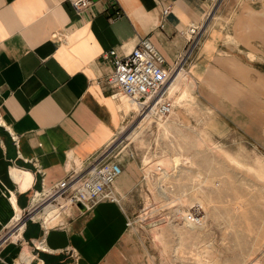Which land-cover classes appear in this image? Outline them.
Here are the masks:
<instances>
[{
	"label": "crops",
	"instance_id": "obj_1",
	"mask_svg": "<svg viewBox=\"0 0 264 264\" xmlns=\"http://www.w3.org/2000/svg\"><path fill=\"white\" fill-rule=\"evenodd\" d=\"M91 1L77 14L68 0H0V264H115L127 230L123 204L139 176L130 165L113 185L117 202L102 200L90 211L73 207L62 226L26 220L16 237L7 236L42 192L115 147L133 111L124 97H111L105 79L113 67L103 55H126L146 38L173 66L187 49V28L201 23L212 4ZM261 66L264 0H223L171 94L187 81L203 106L256 133L244 116L253 107L249 92L264 96ZM210 127L222 129L218 120ZM49 217L50 224L57 219Z\"/></svg>",
	"mask_w": 264,
	"mask_h": 264
},
{
	"label": "rangeland",
	"instance_id": "obj_2",
	"mask_svg": "<svg viewBox=\"0 0 264 264\" xmlns=\"http://www.w3.org/2000/svg\"><path fill=\"white\" fill-rule=\"evenodd\" d=\"M194 91L181 81L170 116L151 117L133 138L121 133L112 143L123 171L130 165L139 175L123 204L129 225L115 264H264V96L249 92L244 120H254L252 133L203 106ZM133 109L124 128L139 116ZM213 120L222 129L211 128ZM195 205L204 215L200 231L184 221ZM42 219L47 227L61 220Z\"/></svg>",
	"mask_w": 264,
	"mask_h": 264
},
{
	"label": "built area",
	"instance_id": "obj_3",
	"mask_svg": "<svg viewBox=\"0 0 264 264\" xmlns=\"http://www.w3.org/2000/svg\"><path fill=\"white\" fill-rule=\"evenodd\" d=\"M223 0H212L211 7L201 23L190 25L187 30V49L184 55L173 66H167L161 55L154 49L148 39H141L130 53L118 56L114 50L108 51L103 58H111L112 72L105 79V84L111 91V97L119 99L126 97L137 106V115L150 114L154 119L162 120L173 113L175 105L169 95L167 84L176 72L182 67L186 55L195 48L204 33L210 12L221 4ZM69 5L77 14L88 10L91 0H68ZM169 13L165 7L162 15ZM120 16L117 11L114 18ZM112 17V18H113ZM114 149H106L99 157L89 162L79 171H72L62 181L52 188L42 192L37 201L21 213L24 222L35 219V215L43 213V205L49 203L57 206L58 220L54 226H62L63 215H69L73 207L80 206L83 211H90L102 200L117 202V194L113 185L123 173L122 162L114 154ZM63 203H59L56 197ZM194 225L203 222L204 215L200 206L191 207L186 213ZM23 222V223H24ZM41 224H44L43 221ZM129 223L127 220L126 226ZM18 264H26L20 261Z\"/></svg>",
	"mask_w": 264,
	"mask_h": 264
},
{
	"label": "bare ground",
	"instance_id": "obj_4",
	"mask_svg": "<svg viewBox=\"0 0 264 264\" xmlns=\"http://www.w3.org/2000/svg\"><path fill=\"white\" fill-rule=\"evenodd\" d=\"M212 15H213V13L210 12L209 15H208V20L212 17ZM203 29L205 31L206 26ZM185 73L186 72L184 71V68H182V67L177 68L176 72L174 73V75L170 79L169 83L167 84L169 95L173 91L174 87L178 84V82L180 81V79L185 75ZM124 99H125V101H127L131 105V107H132L131 111H134L135 110V109H133V106L135 108H137L136 104L131 99L126 98V97H124ZM131 103H133V105ZM151 117L152 116L149 113L146 114V115H139V116H137L136 120L133 122V124L129 128H124V127L122 128L121 133H123V134H122L121 137H123V139L124 138H126V139L133 138V136L135 135V133H138L137 131H143L146 128V126L149 124V121H150ZM157 171L162 172L163 170L158 167L157 168ZM122 174H121V176H122ZM146 175H148V177H151L152 176L151 173H150V170L147 171ZM120 177H119V179H120ZM117 181H115V183ZM56 200L59 203H63L62 200L58 196L56 197ZM43 206H44L43 207V209H44L43 210V213L41 215H35V218L38 217V216H42L44 218H48L49 216L58 218L57 217V213L59 212V210H58L57 206L51 205L49 203H46ZM195 206H199V205H195ZM184 221L186 222V224H189L190 225V229L191 230L197 229V230L200 231L201 228L196 227L191 222V220L188 219L187 215H185V220ZM23 222H24V219H23L22 215H19L18 217H16L14 219V223L12 224V226L10 228V232H9L7 238L13 237L15 235V233L23 225ZM23 262L25 263V261H23Z\"/></svg>",
	"mask_w": 264,
	"mask_h": 264
},
{
	"label": "water",
	"instance_id": "obj_5",
	"mask_svg": "<svg viewBox=\"0 0 264 264\" xmlns=\"http://www.w3.org/2000/svg\"><path fill=\"white\" fill-rule=\"evenodd\" d=\"M79 208H81L80 206H78ZM82 209V208H81Z\"/></svg>",
	"mask_w": 264,
	"mask_h": 264
}]
</instances>
